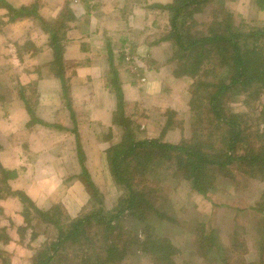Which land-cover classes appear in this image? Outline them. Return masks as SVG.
I'll list each match as a JSON object with an SVG mask.
<instances>
[{
    "label": "crops",
    "instance_id": "crops-1",
    "mask_svg": "<svg viewBox=\"0 0 264 264\" xmlns=\"http://www.w3.org/2000/svg\"><path fill=\"white\" fill-rule=\"evenodd\" d=\"M3 1L15 12L34 10V17L8 21L0 8L4 29L16 30L7 44L16 96L0 105L7 109L0 166L14 173L10 191L38 211L75 215L89 205L87 182L115 196L106 156L124 125H135L139 140L158 139L150 132L168 134L167 116L184 105L175 102L174 83H166L176 76L175 48L165 38L168 15L157 7L173 0Z\"/></svg>",
    "mask_w": 264,
    "mask_h": 264
},
{
    "label": "trees",
    "instance_id": "trees-1",
    "mask_svg": "<svg viewBox=\"0 0 264 264\" xmlns=\"http://www.w3.org/2000/svg\"><path fill=\"white\" fill-rule=\"evenodd\" d=\"M214 2L217 0H173L165 6L157 5L168 15L169 31L165 38L175 48V74L190 77L193 81L190 110L195 133L189 142L178 145L158 139L137 140L133 133H128L127 137L111 147L106 156L108 168L114 186L121 194L110 212L93 210L61 229L57 222L48 219L49 213H57L58 207L52 212L38 211L24 195L12 193L8 181L14 177V173L0 166V199L17 197L21 205L24 203L33 208L43 221L56 225L58 235L36 253L33 264H59L65 258L62 253L67 251L69 245L73 246L70 251L76 255V259H86L88 247L79 251V256L76 247L83 240L94 248L92 235L100 229L92 232V222L98 226L104 225L102 234L107 239L95 257L99 264H113L115 256L118 258L122 254L107 236L115 229L111 224L119 223L124 217L134 225L138 223V229L141 230L142 241L135 238L137 252L142 251L150 264H172L170 257L178 253L173 249L171 252V246L165 240L161 241L158 234L163 219L169 218L156 209L154 202L149 199V192L155 194L157 183L141 184L157 179L156 170L161 168L162 162L173 170L177 180L188 183L197 194L212 189L211 178L214 175H227V171L229 173L232 169L239 176L264 182V97L259 108L253 106L258 117L256 120H250L248 113L236 112L229 105L232 97H240L238 100L242 99L249 106L247 101L254 100V97L258 99L259 94L264 96V46L261 44L264 43V27L246 31L244 20L235 22L224 11H213L210 22L197 23L194 15L200 14L205 6ZM252 4L256 11L264 12V0H252ZM0 8L7 11L8 21L34 17V10L15 12L3 0H0ZM53 29H50L53 33L52 45L56 42V30ZM57 61L55 55L54 67L58 66ZM204 102L205 110L198 108ZM194 103L199 105L197 110ZM203 113L206 115L205 122H209L212 130L218 133V145L214 143L217 139L213 138V133L202 134ZM128 127L129 124H125L123 128ZM193 138L195 140L192 141ZM252 141H256L255 146H252ZM153 156L154 159H160L161 164H154ZM139 171L149 178L140 179L138 183L136 175L140 174ZM153 172L155 175L151 174ZM86 186L90 196L97 194L91 183L87 182ZM258 206L264 208V198ZM217 239L214 231L201 238L205 246L204 253H200L201 258L210 259L214 264H245L240 259V263H236L232 258L222 257V254L219 256L221 250L217 247ZM259 245L257 264H264V234L260 237Z\"/></svg>",
    "mask_w": 264,
    "mask_h": 264
},
{
    "label": "rangeland",
    "instance_id": "rangeland-1",
    "mask_svg": "<svg viewBox=\"0 0 264 264\" xmlns=\"http://www.w3.org/2000/svg\"><path fill=\"white\" fill-rule=\"evenodd\" d=\"M244 1L246 0H217V2L205 6L200 14H195L194 19L197 23H208L211 21V12L224 11L231 15L235 22H240L241 17L244 18L246 31L264 27V13L259 15L254 10L252 4H249L252 0H247L246 5ZM242 12H244L243 16L241 15ZM1 22L0 20V105L1 101L7 97L13 98L16 96V92L12 89L15 87V83L13 82L14 75H12L11 70L13 61L11 55L14 54V50L11 46H7L14 37L12 35H16V30L4 29ZM166 22H168V19H166ZM166 22L163 24L167 25ZM261 44L264 46L263 42ZM175 53L174 56L176 57ZM172 68L175 71L177 65H172ZM175 79L181 81L176 83ZM171 82L180 91L174 93L176 104L184 105L178 110L177 114H171V117L167 116L170 124L164 129L165 131L168 130V134L161 135L157 128L155 132L151 131L149 136L156 137L160 135L158 140L161 142L178 145L189 142L195 133L192 129L193 114L190 110L192 100L191 84L193 81L190 77L173 76V79L168 80L166 83L170 84ZM263 97V94H259L258 99L254 97V100L247 101L249 106H246L242 99L238 100L240 97H232V103L229 105L232 110L239 113H248L247 116L250 120H256L258 117L254 107L259 108ZM2 104L4 105V102ZM186 105L188 109L181 110ZM198 106V104H195V108ZM0 107V117L3 118L7 109ZM198 108L205 110V102ZM205 116V113H203L202 134L210 135V133H213V138L217 139L214 143L218 145V133L212 130L209 122H205ZM261 127L262 125L259 126V128ZM252 128H255L253 124ZM137 132L140 131H137V127L131 124L128 129L122 128L120 138H125L128 133H133L134 137L139 140ZM193 140L195 139L193 138ZM251 144L255 146L256 141H252ZM154 157L152 162L161 164L160 159L157 160ZM2 159L0 153V160ZM160 169L156 170L157 179L141 184L150 185L152 182L153 185V181L157 183L156 192L155 194L149 192V199L154 202L156 209L169 218L167 220L163 219L162 225L158 227V234L161 241L165 240V243L171 246V252L173 249L178 253L170 257L172 264H214L210 259H203L200 256V253H204L205 250L201 238L210 231H214L215 236L218 238L216 244L221 250L219 256L222 254V257L232 258L233 262L236 263H240V259L245 264H257L259 260V240L264 234V208L258 206L264 198V182L247 176H239L232 169L229 173L227 171V175H214L211 178L212 189L204 194H197L196 191L191 190L188 183L177 180L173 176V170L169 169L168 166L166 167L165 163L162 162ZM139 173L136 175L138 183L140 179L149 178L148 175L143 176L140 171ZM151 174L155 175V172ZM115 189L116 194L114 197L109 195L107 190L101 195L98 192L92 195L88 207H84L75 215L69 213L71 215L69 216L64 208H57V213H49L48 219L54 220L61 229H65L71 221L87 216L93 210L98 209L103 213L110 212L121 194L118 188L115 187ZM11 198L12 196H8L0 199V264H33L36 253L47 243L53 241L58 235V231L56 225L43 221L33 208L26 206L24 203L19 205V202L12 201ZM256 207L258 210H255ZM54 208L44 211L52 212ZM111 225L115 229L109 233L107 238L117 245V250L122 254L118 255L120 260H118L117 255L115 256L113 264H150L148 259L143 256L144 253L142 251L141 253L137 252L138 249H136L138 247L135 245V238L137 237L140 242L143 239L141 230L138 229V223L134 225L130 223L128 218L124 217L119 223L114 222ZM103 227L104 225L98 226L96 222L90 224L92 232L100 229L97 233L90 234L92 235L94 248L90 244L87 245L83 240L78 243L76 247L78 256L79 251L88 247L89 253L86 259L78 256V259H76V255H73L70 251L73 246L70 247L69 245L67 251L62 253L65 258L59 264H99L95 255L107 242L102 234ZM203 241L205 242V240Z\"/></svg>",
    "mask_w": 264,
    "mask_h": 264
}]
</instances>
